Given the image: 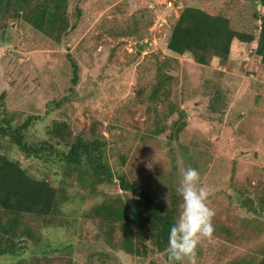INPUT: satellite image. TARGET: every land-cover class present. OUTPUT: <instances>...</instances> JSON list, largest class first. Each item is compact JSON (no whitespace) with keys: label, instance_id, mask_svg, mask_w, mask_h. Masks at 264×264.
<instances>
[{"label":"rangeland","instance_id":"374dc122","mask_svg":"<svg viewBox=\"0 0 264 264\" xmlns=\"http://www.w3.org/2000/svg\"><path fill=\"white\" fill-rule=\"evenodd\" d=\"M185 7L226 14L232 29L255 36L256 16L264 14L259 0H68L70 28L58 43L20 17L2 21L0 119L4 111L13 125L37 117L26 133L31 143L44 141L53 121L67 123L73 135L102 137L114 177L125 174L159 187L164 207L184 170L197 169L215 211L214 231L197 247L198 264H254L264 254V214L256 211L264 194V80L249 74L255 44L233 40L224 65L217 58L198 65L188 53L169 51L170 31ZM156 127L164 132L155 135ZM6 143L0 152L31 175L58 182L54 164L24 158ZM64 178L71 190L75 176ZM114 180L94 193L121 194ZM74 192L91 205L88 190ZM63 218L59 228L41 222L38 229L35 221L34 241L17 232L13 241L23 248L22 264L164 263L163 253L149 243L138 255L111 250L97 237V221L76 217L75 224H66ZM34 243L72 248L44 254ZM10 258L1 257L0 264H19Z\"/></svg>","mask_w":264,"mask_h":264},{"label":"trees","instance_id":"16d2710c","mask_svg":"<svg viewBox=\"0 0 264 264\" xmlns=\"http://www.w3.org/2000/svg\"><path fill=\"white\" fill-rule=\"evenodd\" d=\"M68 0H0V23L11 17H20L35 30L58 43L69 30L67 18ZM264 9V0H259ZM259 32L257 36L232 29L230 20L221 12L210 14L195 7L183 8L172 26L166 48L177 54H190L192 60L202 66L209 65L217 58L220 64L227 63L231 44L238 40L245 44H255L251 50L249 74L264 80V14L257 15ZM73 66L72 83L77 80V66ZM54 102H51V106ZM59 102L55 107L58 108ZM0 119V149L7 140L24 158L38 163L54 164L52 183L31 175L19 161L10 158L6 151L0 152V258L11 257L22 264L23 248L16 246L14 239L20 235L28 240H36L33 225L42 229L44 224H55L59 228L63 221L60 214L68 213L66 224H75L76 217L97 221L98 234L111 250H121L126 254H139V247L146 244L163 253L164 263L150 261L149 264H166L168 230L179 214L180 196L171 191L167 206L160 202L161 189L150 183L128 179L125 174L114 177L108 163L107 141L95 136L73 135L65 122L53 121L47 129V137L39 143H31L26 137L30 126L37 117H27L22 123L13 125V119L5 111ZM164 128L156 127L155 135L162 134ZM125 158L119 155L120 164ZM75 176L71 190H88L91 205L84 197L69 195L64 177ZM117 180L119 195L95 194L99 185ZM246 202V201H245ZM256 211L264 214V194L256 202ZM71 213V214H69ZM29 224L20 226L22 219ZM36 221V222H35ZM19 231V235L17 232ZM35 244V251L44 254L68 253L72 245ZM29 253V250H28ZM66 254L64 256H69ZM38 261V260H37ZM37 264V263H35ZM66 264H71L68 259ZM232 264H251L241 259ZM254 264H264V254Z\"/></svg>","mask_w":264,"mask_h":264},{"label":"clouds","instance_id":"9594fccd","mask_svg":"<svg viewBox=\"0 0 264 264\" xmlns=\"http://www.w3.org/2000/svg\"><path fill=\"white\" fill-rule=\"evenodd\" d=\"M199 179L198 170L187 167L176 189L180 211L168 230L166 264H198L199 241L214 231L215 211L208 206V191Z\"/></svg>","mask_w":264,"mask_h":264},{"label":"built area","instance_id":"2783aa9c","mask_svg":"<svg viewBox=\"0 0 264 264\" xmlns=\"http://www.w3.org/2000/svg\"><path fill=\"white\" fill-rule=\"evenodd\" d=\"M171 4H172L171 2L167 1V5H168V6H171Z\"/></svg>","mask_w":264,"mask_h":264}]
</instances>
